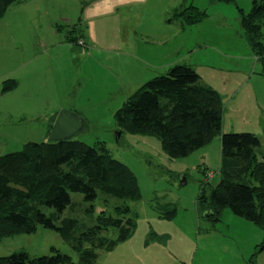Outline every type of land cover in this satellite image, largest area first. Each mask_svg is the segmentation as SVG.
Wrapping results in <instances>:
<instances>
[{"label":"rangeland","instance_id":"obj_1","mask_svg":"<svg viewBox=\"0 0 264 264\" xmlns=\"http://www.w3.org/2000/svg\"><path fill=\"white\" fill-rule=\"evenodd\" d=\"M190 5L206 11V18L199 25L184 24L181 29L173 11ZM251 6L252 0H18L0 17V74L6 73L3 79L15 81L14 86L4 90L0 79V155L17 151L28 141H47L50 121L45 115L58 106V100L64 106L74 102L78 109L88 108L84 114L89 120L88 126L72 138L89 145L104 143L110 155L124 163L136 178L141 197L125 200L135 220L130 238L109 251L98 249L93 264H137V246L152 240L149 237L153 234L164 239L167 233L181 236L183 227L189 231L194 225L188 222L197 216L200 183L208 177L209 186H214L221 178L219 135L185 157L170 158L155 136L121 131L117 125L115 111L145 81L167 71L169 66L160 69L161 63L193 64L203 59V54H211L216 60L217 75L212 79V72L204 68L198 75L216 85L222 79L231 80L222 90L229 96L233 90L239 91L226 112V102L222 101L225 129H231L224 132L255 133L262 141L258 154H264L262 64L247 45L238 11L247 14ZM77 22L82 35L107 50L88 48L91 52L83 61L80 55L88 50L87 46L83 49L74 45L75 51L71 52L70 47L61 44L66 29ZM127 34L130 39L133 36L137 50L135 72L124 70L125 56L119 51L120 39H126ZM197 43L201 49L189 50ZM70 195L75 205L65 209L60 218H76L87 228L95 226L101 209L116 216L114 207L120 203L101 193L92 203L83 201L80 193ZM158 202L175 205V216L160 218L154 209ZM43 210L47 211L45 207ZM232 218L236 219L226 230ZM205 222L209 224L199 216L201 227ZM240 222L246 221L226 208L215 226L229 232ZM116 235L117 230L109 228L98 236L108 239ZM83 241L78 237L80 245ZM170 244H166L168 250ZM88 245L84 242L83 247ZM52 248L68 253L75 264L83 249L79 246L78 252L74 251L56 231L41 226L33 233L18 232L0 238V256L25 251L37 257L52 254ZM261 252L257 262L264 264V250Z\"/></svg>","mask_w":264,"mask_h":264},{"label":"trees","instance_id":"obj_2","mask_svg":"<svg viewBox=\"0 0 264 264\" xmlns=\"http://www.w3.org/2000/svg\"><path fill=\"white\" fill-rule=\"evenodd\" d=\"M16 1L0 0V17ZM179 9H174L173 17L183 24L206 17V11L195 6ZM238 11L244 37L261 62L264 76V0H252L247 14ZM79 24L69 25L65 40L79 42L83 36ZM199 78L191 65L177 63L129 95L115 111L114 119L121 131L155 136L170 158L185 157L220 135L221 178L214 186H209L207 176L200 183L197 214L214 227L222 210L228 208L233 215L260 227L263 237L250 258L255 264L256 255L264 250V154H258L262 141L252 132H222V98ZM3 82L4 90L15 85L12 79ZM72 192L80 193L83 201L90 203L99 193L118 199L116 216L101 209L93 228L80 225L76 218H60L65 209L75 205ZM140 197L134 174L110 155L104 143L89 145L72 137L28 141L21 149L0 155V238L18 232L33 233L39 226L54 230L74 251L83 248L77 264H93L98 249L109 251L130 237L135 220L125 200ZM154 209L164 219L176 214V206L169 202H158ZM205 213L208 216H203ZM109 228L117 230L115 238L98 236ZM79 231L78 237L84 238L81 245L76 238ZM150 238L156 239L157 235ZM84 242H89L85 248ZM51 250L52 254L37 257L25 251L14 252L0 256V264H75L68 253Z\"/></svg>","mask_w":264,"mask_h":264},{"label":"crops","instance_id":"obj_3","mask_svg":"<svg viewBox=\"0 0 264 264\" xmlns=\"http://www.w3.org/2000/svg\"><path fill=\"white\" fill-rule=\"evenodd\" d=\"M205 18H203L202 20H204ZM169 20L170 18L167 21ZM202 20L193 24H185V25L187 26L199 25ZM178 26L181 29L185 28L184 24L180 21ZM126 37H127L126 39L125 36H123V38L120 39L119 51H122L123 52L122 55L125 56L124 60H126V62L124 64V70H126L127 72H132V71L135 72L136 70L134 69V67L135 68L137 67V59H138L136 57L137 55L136 46L133 41V36L130 39L129 35L127 34ZM78 40L83 41L84 45H80L79 43L69 42L65 40V36L60 41V43L68 46V48L70 47L71 50L69 51L71 52L75 51V49L73 48L74 45H79V47L83 49H85L84 47L87 46V49L92 48L91 50H93V48H98L99 50H104V51L107 50L96 47L99 45L95 44V42L93 41L91 42L89 36L87 35L81 36V38H79ZM162 44H164V42ZM188 48H190L189 50H191L192 52H195L201 49L202 46L199 43H197L193 46H189ZM90 49L83 50V52H81L80 56L83 61H85L86 57L90 54L91 52V51L89 52ZM77 50L78 49H76V52ZM210 55L211 54L206 56L203 54V59H200V61H194L193 64L192 63H186V64L191 65L197 71L198 74L200 68L201 69L204 68L208 73L212 72V76L210 74L209 75L213 79L217 75L215 74V71L217 69L215 66L216 60H214V57L213 56L211 57ZM172 63H173L172 61L170 62L165 61L159 65V68L165 69L167 66L172 67L173 66ZM136 69L138 70V68ZM5 74L6 73L0 74V79L3 84H4L3 82L4 80L9 79V78L3 79L1 77ZM240 74L243 75L241 70H240ZM199 77L201 83L210 85L220 94L222 101L226 102L225 103L226 105H224V112H226V110H228L227 106L233 101L234 98H236L239 92L237 89L233 90L232 96L227 95V93H223L222 90H224L225 87L231 84V80L228 81L222 79L220 85H216V83H214L212 80L208 82V81H204L203 76L199 75ZM17 83H18V79H17ZM57 102H58V106L55 109H53L51 113L45 115L46 118L50 121L48 125L49 126L48 132L50 131L58 112L63 109L72 111L77 116L82 118L84 123L83 128L88 126L89 119L84 114V112H86L88 109L87 107L84 108L79 107L78 109L76 103L74 102L66 104V106L59 104V100ZM224 117L225 115L223 116L222 114V132H224L225 130H231V129H225L226 120L224 119ZM230 127L233 126L231 125ZM233 219L236 218L229 219V223L225 228L226 230L231 229L230 227ZM245 221L246 222L238 223L237 224L238 226H235L236 228L234 230L228 232L226 230L222 231L217 229L218 228L217 226L211 227V225L207 224V222H205V225L201 227L199 224V216L197 214L196 218H193L188 222L189 225L191 226L193 224L194 228L192 227L189 231H186L188 227H183V230H181V236L174 237L173 234L167 233L164 239L161 238L158 239L157 237L156 239L143 241L144 243H142L141 247L139 245L137 246L138 253L134 252L135 260L137 261V264H251L250 258L255 251L256 245L261 241L263 232L262 230L261 231L258 230L254 226V224L250 223L247 220ZM129 238H127L126 241ZM149 239L151 238L149 237ZM167 242H171L170 244L171 250H168L166 248ZM262 255L263 252H259L256 255L255 264L256 263L259 264L257 260L258 257L261 259Z\"/></svg>","mask_w":264,"mask_h":264},{"label":"water","instance_id":"obj_4","mask_svg":"<svg viewBox=\"0 0 264 264\" xmlns=\"http://www.w3.org/2000/svg\"><path fill=\"white\" fill-rule=\"evenodd\" d=\"M83 120L74 112L60 110L49 131L48 141H60L71 138L77 131L83 128ZM182 183L184 180L182 179ZM203 216H208L205 213Z\"/></svg>","mask_w":264,"mask_h":264},{"label":"built area","instance_id":"obj_5","mask_svg":"<svg viewBox=\"0 0 264 264\" xmlns=\"http://www.w3.org/2000/svg\"><path fill=\"white\" fill-rule=\"evenodd\" d=\"M79 42L81 43V40H79Z\"/></svg>","mask_w":264,"mask_h":264},{"label":"clouds","instance_id":"obj_6","mask_svg":"<svg viewBox=\"0 0 264 264\" xmlns=\"http://www.w3.org/2000/svg\"><path fill=\"white\" fill-rule=\"evenodd\" d=\"M109 10H111V8L109 7Z\"/></svg>","mask_w":264,"mask_h":264}]
</instances>
